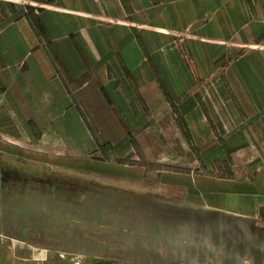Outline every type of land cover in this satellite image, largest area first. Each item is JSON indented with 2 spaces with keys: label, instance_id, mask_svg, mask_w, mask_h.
Instances as JSON below:
<instances>
[{
  "label": "rangeland",
  "instance_id": "obj_1",
  "mask_svg": "<svg viewBox=\"0 0 264 264\" xmlns=\"http://www.w3.org/2000/svg\"><path fill=\"white\" fill-rule=\"evenodd\" d=\"M217 73L193 77L210 89L195 95L209 130L177 115L158 131L163 155L146 162L134 144L133 157L115 156L87 121L92 153L39 165L26 134L36 126L7 124L0 264H264V105Z\"/></svg>",
  "mask_w": 264,
  "mask_h": 264
},
{
  "label": "crops",
  "instance_id": "obj_2",
  "mask_svg": "<svg viewBox=\"0 0 264 264\" xmlns=\"http://www.w3.org/2000/svg\"><path fill=\"white\" fill-rule=\"evenodd\" d=\"M0 1L11 7L0 16V134L35 125L39 165L50 152L68 165L92 153L87 121L115 156L136 145L145 162L163 155L158 131L177 115L206 133L195 95L210 89L194 76L218 71L264 105V0Z\"/></svg>",
  "mask_w": 264,
  "mask_h": 264
}]
</instances>
